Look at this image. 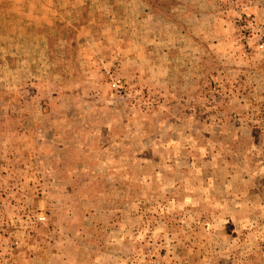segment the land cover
Returning <instances> with one entry per match:
<instances>
[{"label":"rangeland","instance_id":"obj_1","mask_svg":"<svg viewBox=\"0 0 264 264\" xmlns=\"http://www.w3.org/2000/svg\"><path fill=\"white\" fill-rule=\"evenodd\" d=\"M0 264H264V0H0Z\"/></svg>","mask_w":264,"mask_h":264}]
</instances>
